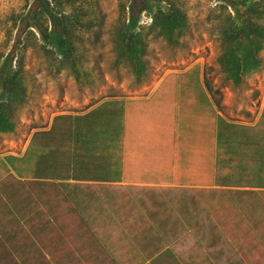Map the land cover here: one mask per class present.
Masks as SVG:
<instances>
[{"label": "rangeland", "instance_id": "1", "mask_svg": "<svg viewBox=\"0 0 264 264\" xmlns=\"http://www.w3.org/2000/svg\"><path fill=\"white\" fill-rule=\"evenodd\" d=\"M30 1L0 0V52L12 38L14 14L26 11ZM58 1L69 12V32L93 75L79 77L59 59L63 53L52 40L24 37L27 102L17 114L16 131L0 136V194L3 184L17 181L30 201L24 216L0 203V227L14 228L16 215L20 242L31 245L32 258L40 249L51 264H95L98 252L89 247L90 236L103 248V264H129L139 256L134 233L149 219L130 204L128 186L166 187L179 180L247 256L264 244V144L248 146L227 127L249 130L251 109L264 95V65L261 72H246L237 85L224 76L219 59L230 26L235 32L251 30L252 24L264 27V2L255 14L254 0H232L229 8L224 0H180L191 34L176 48L152 38L151 78L138 85L117 60L114 36L117 28L130 33L147 28L156 4L132 17L131 0ZM260 49L264 63V43ZM6 99L0 92V101ZM62 113L81 118L73 142L78 159L112 166L101 172L104 180H79L77 173L34 178L38 151L30 149L32 135ZM238 189L253 197L234 193ZM158 256L207 255L189 232Z\"/></svg>", "mask_w": 264, "mask_h": 264}, {"label": "trees", "instance_id": "2", "mask_svg": "<svg viewBox=\"0 0 264 264\" xmlns=\"http://www.w3.org/2000/svg\"><path fill=\"white\" fill-rule=\"evenodd\" d=\"M224 1L228 3L227 8L233 6L232 0ZM262 2L264 0H254L250 9L257 14L256 10L261 8ZM154 3L156 10L147 28L143 26L131 33L117 28L114 36L117 60L128 67L138 85L145 84L151 78V65L155 54L151 52L150 40L162 37L170 46L176 48L182 45L183 39L192 31L187 9L180 0H131L129 7L132 17L152 11ZM14 15L16 16L12 19V38L5 45L7 49L0 52V92L7 96L6 100L0 101V136L16 131L19 119L17 114L27 102V70L24 58L29 45L24 40L26 35L40 34L44 40H52L63 53L59 59L79 77L82 73L93 75L79 54L76 41L72 39L69 32L71 21L69 12L60 1L31 0L26 11ZM232 19L230 13L226 23L231 24ZM224 37V50L219 57L221 70L227 73L224 76H231L235 84L241 85L244 83L246 72H253L256 69H260L261 72L264 63L260 48L264 43V27L252 24L251 30L235 32L230 26L224 31ZM206 84L211 89L210 84ZM210 91L214 95V92ZM79 121L81 118L73 114H58L48 129L33 133L30 149L38 151L33 163L35 179H67L77 173L79 180H104L101 176L106 167L104 163L95 159H78V153L74 152L73 142ZM227 127L234 128L236 133L242 135L247 145L257 142L246 128L237 129L233 124H227ZM106 168L108 171L112 170L111 165ZM95 173L99 176H95ZM2 187L5 194H0V203L5 209L16 208L19 215L24 216L26 204L30 200L24 195L23 185L16 181L5 183ZM128 188L131 192L135 190L133 186ZM12 219L17 224L14 228L0 227V264H51L40 249H37L35 258L31 257L29 253L31 245L21 243L19 240L20 219L16 215ZM45 227L46 225L42 224L39 229L44 230ZM220 236H224L222 232ZM88 244L89 247L95 248L98 255L104 253L94 237L90 236ZM96 257L98 259V256ZM67 261H71V258L68 257Z\"/></svg>", "mask_w": 264, "mask_h": 264}, {"label": "crops", "instance_id": "3", "mask_svg": "<svg viewBox=\"0 0 264 264\" xmlns=\"http://www.w3.org/2000/svg\"><path fill=\"white\" fill-rule=\"evenodd\" d=\"M251 112L249 130L244 128L257 142L248 146L264 144V95L257 99L256 109ZM133 187L134 191L129 190L130 204L138 206L139 211L143 209L149 221L134 233L133 242L139 256L131 258L129 264H200V260L202 264H264V244H257L247 256L241 245L232 243L188 185L177 180L166 187ZM238 190L234 193L253 197L250 190H241L244 193ZM251 224L254 227L256 222ZM189 232L207 256H158L166 246ZM96 256L95 264L105 262L104 253Z\"/></svg>", "mask_w": 264, "mask_h": 264}]
</instances>
